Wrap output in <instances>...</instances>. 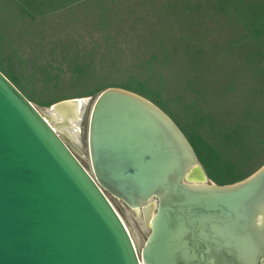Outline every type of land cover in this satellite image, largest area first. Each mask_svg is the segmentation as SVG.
<instances>
[{"label": "water", "instance_id": "water-1", "mask_svg": "<svg viewBox=\"0 0 264 264\" xmlns=\"http://www.w3.org/2000/svg\"><path fill=\"white\" fill-rule=\"evenodd\" d=\"M72 149L0 72V264H264V165L232 185L188 182L187 139L119 88L92 105L91 172ZM105 191L142 209L141 255Z\"/></svg>", "mask_w": 264, "mask_h": 264}, {"label": "rangeland", "instance_id": "rangeland-1", "mask_svg": "<svg viewBox=\"0 0 264 264\" xmlns=\"http://www.w3.org/2000/svg\"><path fill=\"white\" fill-rule=\"evenodd\" d=\"M0 72L44 116L88 99L69 144L89 172V117L108 88L166 114L205 185L264 165V0H0ZM105 193L141 255L142 209Z\"/></svg>", "mask_w": 264, "mask_h": 264}, {"label": "bare ground", "instance_id": "bare-ground-1", "mask_svg": "<svg viewBox=\"0 0 264 264\" xmlns=\"http://www.w3.org/2000/svg\"><path fill=\"white\" fill-rule=\"evenodd\" d=\"M85 106L86 98L61 101L55 103L51 107V115H45V117L51 118L55 121L53 127L59 132L64 133V138L69 142V138H77L78 125ZM187 180L193 184H203L206 182L207 178L202 169L198 165H194L187 174ZM154 205V202L149 201V203L143 207L149 216L152 215L153 210L151 207ZM258 224L264 225V212L260 213Z\"/></svg>", "mask_w": 264, "mask_h": 264}]
</instances>
